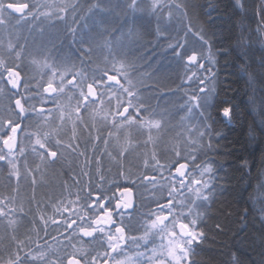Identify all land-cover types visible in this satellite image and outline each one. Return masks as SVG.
I'll return each instance as SVG.
<instances>
[{
    "label": "trees",
    "instance_id": "16d2710c",
    "mask_svg": "<svg viewBox=\"0 0 264 264\" xmlns=\"http://www.w3.org/2000/svg\"><path fill=\"white\" fill-rule=\"evenodd\" d=\"M55 2L0 0V264H158L166 237L151 213L169 173L191 179L209 160L193 264H264V0H73L60 17ZM90 86L98 102L83 101ZM153 121L172 158L136 166L139 139L120 127ZM19 124L10 163L1 141ZM121 187L136 194L129 215L115 214ZM177 191L191 215V192Z\"/></svg>",
    "mask_w": 264,
    "mask_h": 264
},
{
    "label": "rangeland",
    "instance_id": "374dc122",
    "mask_svg": "<svg viewBox=\"0 0 264 264\" xmlns=\"http://www.w3.org/2000/svg\"><path fill=\"white\" fill-rule=\"evenodd\" d=\"M72 1L73 0H56L55 7H53L54 13L57 12V16L60 17L58 13L59 9L63 6H68ZM13 6L14 7H11V9L17 14H21L25 11L24 5H19L16 3ZM4 30L6 29L4 28ZM60 81L61 78H59L58 80L55 79L52 82L51 88L47 90L48 96H53L63 91V87L60 84L57 85V83H61ZM98 95V91L90 86L82 95V99L83 101L93 99L95 102H98ZM205 100L208 101L209 96H207ZM123 114H125V112H123ZM120 128L125 138L132 139L133 136H135L137 139H139L137 140L139 141L138 143L133 142L130 146L132 160L134 161L136 166L139 165V161L143 156L146 160V163L151 159H155L156 156H159V158L161 156L167 159L172 158L171 145L159 142V136H155L157 132H160V137L164 134L163 132H161L162 126H159L157 122H149L146 126L141 125L140 123H136L133 125L123 124ZM12 136L13 132H9V135L7 137L11 138ZM180 153L181 147L178 149L175 155H178ZM5 155L7 161L11 163L15 160L17 152H7L5 153ZM186 173L187 171H184L183 169H175L171 171V173H169V178L168 176L167 178L170 179V182H172V193L163 205L156 207L151 213L152 217L155 218L156 223L159 225L163 233L162 236L166 237V253L165 256L162 257V261L158 264H181L186 255L185 242L188 240L189 236L186 234V229H183L181 227V224L185 223L184 216H186L187 214L190 215V213L188 208H186L184 204V201L186 202V199H183V195H181V193H178L177 188L179 192L184 189L191 192L189 193V195L191 196V212L193 213L195 210L194 205L197 204V199L193 198V195L197 196V193L200 190L196 183V181L200 178V172H198L197 175L192 177L191 179H189ZM99 207L104 212L102 214H105L106 211L104 209V204H100ZM99 207L97 211L101 212ZM191 219L192 217L190 215L189 218H187L189 223L191 222ZM106 222L107 221L103 220V222H101V227L106 225ZM101 231L102 229L100 228L99 232ZM114 234L119 235V237L110 238V241L115 244L112 248L113 252L118 251V247L123 245L124 243L120 238V234H122V232H120L118 228H115ZM181 245H183L184 250L181 249Z\"/></svg>",
    "mask_w": 264,
    "mask_h": 264
},
{
    "label": "snow or ice",
    "instance_id": "6c2138e0",
    "mask_svg": "<svg viewBox=\"0 0 264 264\" xmlns=\"http://www.w3.org/2000/svg\"><path fill=\"white\" fill-rule=\"evenodd\" d=\"M195 55V54H194ZM211 92V90H209ZM207 97V94H206ZM255 102V101H254ZM232 113L231 107H223L220 114L225 118H230ZM210 119V117H209ZM213 136L211 135L210 139ZM214 151V150H213ZM200 178L196 181L200 190L197 193L196 199L197 204L194 205V212L191 214L192 219L190 223H183L181 227L186 229V234L190 237L188 240L189 248L186 251V259L188 264H193L192 255L195 254V249L193 244H200L205 239V234L202 229L198 227L200 224L205 223V213L207 209L204 211H200V209L204 208L206 202H209L211 197L215 193V185L214 180L216 179L215 170L213 168V162L211 160L207 161L205 165L199 170ZM216 227H220L219 224ZM181 249H183V245H181Z\"/></svg>",
    "mask_w": 264,
    "mask_h": 264
},
{
    "label": "water",
    "instance_id": "95a60500",
    "mask_svg": "<svg viewBox=\"0 0 264 264\" xmlns=\"http://www.w3.org/2000/svg\"><path fill=\"white\" fill-rule=\"evenodd\" d=\"M20 126H18L15 129V134L13 136V138L7 140L6 142L3 143V146L6 150H15L16 146H17V132L19 131ZM118 196H120V200L116 202L115 206L117 208H121L123 213H127V212H131L135 205V196H134V192L132 189L130 188H123L121 189L118 193Z\"/></svg>",
    "mask_w": 264,
    "mask_h": 264
}]
</instances>
